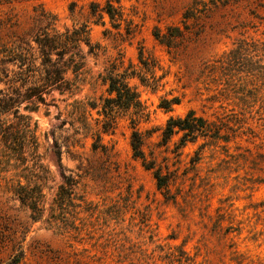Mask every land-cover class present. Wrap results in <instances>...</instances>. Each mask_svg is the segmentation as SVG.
<instances>
[{
    "label": "rangeland",
    "instance_id": "374dc122",
    "mask_svg": "<svg viewBox=\"0 0 264 264\" xmlns=\"http://www.w3.org/2000/svg\"><path fill=\"white\" fill-rule=\"evenodd\" d=\"M92 2L106 0H0V50L32 47L39 64L35 37L49 21L60 33L86 26L95 46L90 53L80 45L84 67L68 75L77 88L49 91L44 102L28 108L23 102L4 115L15 128L30 124L38 150L27 142L23 156L31 166L38 152L48 179L37 217L0 183V264L16 256L17 264H264V100L242 112L205 68L241 40L257 45L245 46L247 62L256 60L253 49H264V0H121L119 28L106 14L92 16ZM184 24L193 33L172 48L153 35ZM141 47L157 87L128 81L149 112L137 125L146 159L169 175L168 191L133 156L131 112L117 114L113 133L102 132L98 113L112 64L115 73L132 63L151 76L139 62ZM163 98L178 103L165 110ZM76 99L95 106L87 109L89 134L73 114ZM190 110L220 126L219 137L198 135L181 145L178 132L161 144L168 119ZM97 131L107 152L92 150ZM66 176L78 180L84 203L69 211L68 222L56 223L49 206Z\"/></svg>",
    "mask_w": 264,
    "mask_h": 264
},
{
    "label": "trees",
    "instance_id": "16d2710c",
    "mask_svg": "<svg viewBox=\"0 0 264 264\" xmlns=\"http://www.w3.org/2000/svg\"><path fill=\"white\" fill-rule=\"evenodd\" d=\"M121 0H106L103 6L97 2L91 4V15L99 20L106 14L112 25L119 28L123 14L120 6ZM118 4V6L115 5ZM49 15L46 17L48 18ZM185 19L188 16H184ZM185 23V21H183ZM104 24V22H103ZM52 30V31H50ZM192 34L190 27L184 24L180 26H167L163 32L160 28H155L153 35L161 44L172 48L176 46L179 39H185L186 34ZM39 50L40 63H36L32 47L23 46H3L0 50V83H5L6 88L0 89V141L4 147L0 148V183L17 196L21 202L26 204L32 212L38 214L45 209L44 185L47 178V168L42 162L40 154L34 151L33 163L27 164L24 158V148L30 142L35 150L38 145L30 124L24 123L17 128L9 125L4 118L14 111L18 112L21 103L27 102L28 107H34L38 103L45 101L44 93L49 91H59L60 94L71 92L77 88L75 80L68 75H77L84 67V56L81 53V43L88 45L90 53H94L95 46L90 42L86 26L67 29L65 32H58L49 21L46 28L35 37ZM234 48L224 52L213 62L206 65L209 74L216 76L218 85H222L221 91L231 99L236 101L242 112H247L256 101L264 100V49L256 48L255 61L247 62L245 46H257L254 42L241 40L234 44ZM142 69L150 71L151 76L138 72L132 63L122 73H115L117 65L112 64V69L108 73V97L101 99L103 114L102 132L113 133L116 124V117L120 111L131 112L132 134L130 144L133 156L142 160L143 166L153 172L157 187L160 190H169L170 179L168 174H164L161 167L148 162L143 150V134L137 128L139 120L148 119L149 112L141 100L137 88L131 86L128 79L138 77L147 86L156 89V81L152 66L145 56L144 48L141 47L138 54ZM11 64L15 67L8 71L6 66ZM251 67H254L251 68ZM256 71V72H254ZM75 78V77H74ZM174 103H178L176 98H163L160 107L171 110ZM31 104V105H30ZM73 114L80 119L82 129L89 134L92 127L87 120L88 107L95 106L88 101L74 100ZM99 123V120H98ZM221 127L217 124L207 122L203 117L196 115L194 110H190L185 117H170L162 132L161 144L167 145L171 137L178 132H183L181 145L188 140H194L198 135L219 137ZM31 138V140L27 137ZM95 138L92 142L93 151L107 152V146L102 143L100 132H94ZM11 143L8 144L7 142ZM23 180L25 182H23ZM78 180L73 176L64 177V182L59 185L58 190L49 206L51 217L57 223L68 222L69 211L80 208L83 199L78 197ZM82 197V196H81ZM37 217V216H36ZM75 218V217H74ZM19 257H14L9 264H17Z\"/></svg>",
    "mask_w": 264,
    "mask_h": 264
}]
</instances>
